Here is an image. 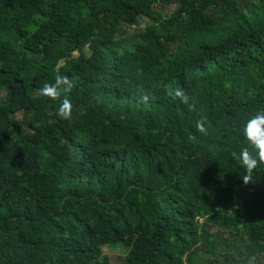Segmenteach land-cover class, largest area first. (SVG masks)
<instances>
[{
    "label": "trees",
    "instance_id": "trees-1",
    "mask_svg": "<svg viewBox=\"0 0 264 264\" xmlns=\"http://www.w3.org/2000/svg\"><path fill=\"white\" fill-rule=\"evenodd\" d=\"M260 110L264 0H0V264H264Z\"/></svg>",
    "mask_w": 264,
    "mask_h": 264
},
{
    "label": "clouds",
    "instance_id": "clouds-1",
    "mask_svg": "<svg viewBox=\"0 0 264 264\" xmlns=\"http://www.w3.org/2000/svg\"><path fill=\"white\" fill-rule=\"evenodd\" d=\"M74 78L67 75H56L54 80L44 82L42 86L37 89L39 97L56 99L61 97V94H68L74 88ZM174 95L179 98L180 102L186 104L189 109L192 104L189 102V97L180 89L175 90ZM147 100L148 97H142ZM56 115L59 119L70 121L72 115V106L70 100L65 95L56 109ZM195 130L199 133H206V123L203 117L196 120ZM243 139L247 142V146L242 148L239 153H233L232 157L238 161L239 166L244 170L245 175L242 177L243 182L250 180V175L254 169L259 165H264V110H260L250 115L240 130ZM249 146L251 152L249 151Z\"/></svg>",
    "mask_w": 264,
    "mask_h": 264
},
{
    "label": "rangeland",
    "instance_id": "rangeland-1",
    "mask_svg": "<svg viewBox=\"0 0 264 264\" xmlns=\"http://www.w3.org/2000/svg\"><path fill=\"white\" fill-rule=\"evenodd\" d=\"M171 8H172L171 6H167L165 10L167 11L170 10ZM143 22H144L143 19H141V24ZM102 250L104 253L107 254V256L110 258L111 261H114L116 264H122L123 255L122 252L117 247H114L113 245L105 244L102 246ZM258 262L259 263L264 262V255L258 259Z\"/></svg>",
    "mask_w": 264,
    "mask_h": 264
}]
</instances>
